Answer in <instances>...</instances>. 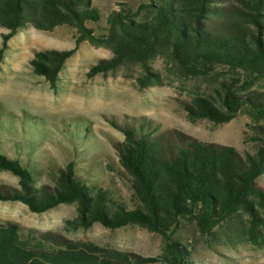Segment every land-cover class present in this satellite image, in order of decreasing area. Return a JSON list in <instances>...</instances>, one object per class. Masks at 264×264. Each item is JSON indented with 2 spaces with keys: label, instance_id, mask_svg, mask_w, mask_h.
Returning <instances> with one entry per match:
<instances>
[{
  "label": "trees",
  "instance_id": "1",
  "mask_svg": "<svg viewBox=\"0 0 264 264\" xmlns=\"http://www.w3.org/2000/svg\"><path fill=\"white\" fill-rule=\"evenodd\" d=\"M141 15V18H137ZM104 19L107 33L96 36L87 21ZM75 29L73 47L36 50L33 72L56 88L63 62L82 41L112 52L89 68V75L124 63H136L143 74L140 86L159 82L149 61L161 55L186 74L206 73L215 64L247 74L245 81L264 78V0H243L224 7L215 0H145L135 11L127 8L102 15L92 0H0L3 41L31 25L52 30L58 25ZM248 84H245L247 86ZM214 93L198 95L185 106L191 120L226 122L245 109L257 122L256 149L240 153L234 146L157 132L141 120L120 124L124 139L117 146L121 166L131 180L132 207L111 199L75 174L73 162L59 170L54 184H35L31 171L17 158L0 152V170L18 178V187L0 186V200H18L40 212L59 203H75L71 228L93 222L115 228L128 223L163 237L164 264H189L185 249L168 232L190 221L202 232L247 215L252 239L264 238V188L256 179L264 173V94H242L221 82ZM263 120V123L258 122ZM153 258L92 243L39 233L17 223L0 222V264H146Z\"/></svg>",
  "mask_w": 264,
  "mask_h": 264
},
{
  "label": "rangeland",
  "instance_id": "2",
  "mask_svg": "<svg viewBox=\"0 0 264 264\" xmlns=\"http://www.w3.org/2000/svg\"><path fill=\"white\" fill-rule=\"evenodd\" d=\"M144 1L92 0V4L104 16L120 8L135 11ZM242 1L215 0V4L237 7ZM87 26L96 36L107 33L103 18L87 21ZM6 32L0 27V152L19 159L37 186L54 184L59 170L72 161L75 174L89 186L103 188L111 199L131 208V180L120 164L117 146L124 139L118 126L133 119L154 126L157 132L231 145L242 154L256 149L257 122L245 109L226 122L214 123L207 118L191 120L185 106L198 95L214 93L221 82L231 83L242 94H264V78L248 83L242 70L221 64L206 73L186 74L158 55L149 61V68L159 74V82L140 86L138 78L143 70L136 63L89 75L90 66L109 58L112 52L82 41L63 62L53 90L33 72L30 59L36 50L73 47L75 29L64 24L52 30L26 25L3 41ZM256 183L264 188V173ZM1 185L18 187V178L0 170ZM259 213L264 218V207ZM75 216V203H59L35 212L18 200H0L2 223L153 258L146 264H164L160 233L132 223L109 228L97 221L86 228H71L66 221ZM168 234L185 249L189 264H264V238L252 239L245 214L205 233L184 220Z\"/></svg>",
  "mask_w": 264,
  "mask_h": 264
}]
</instances>
